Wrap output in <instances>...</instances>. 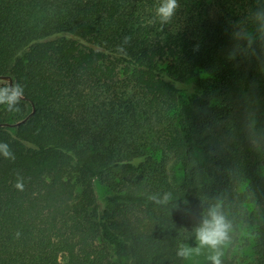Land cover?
<instances>
[{"label":"trees","instance_id":"trees-1","mask_svg":"<svg viewBox=\"0 0 264 264\" xmlns=\"http://www.w3.org/2000/svg\"><path fill=\"white\" fill-rule=\"evenodd\" d=\"M158 3L0 0V264H187L218 202L264 264V0Z\"/></svg>","mask_w":264,"mask_h":264},{"label":"clouds","instance_id":"clouds-1","mask_svg":"<svg viewBox=\"0 0 264 264\" xmlns=\"http://www.w3.org/2000/svg\"><path fill=\"white\" fill-rule=\"evenodd\" d=\"M179 7V0H159L154 10L155 17L159 19L161 24H168L176 15ZM256 15L264 17V13H257ZM24 94V87L20 83L0 79V106H5L8 112L18 113L21 111L19 105ZM0 154L5 158L15 159L14 152L7 143L0 142ZM169 198L170 196L166 194L164 200ZM194 231L197 246L189 247L180 244L177 246V256L182 259H189L193 254L200 255L202 250L207 248L210 250L207 260L211 264H222L223 248L231 243L230 234L233 231V225L224 214L221 203L218 202L207 209L201 223Z\"/></svg>","mask_w":264,"mask_h":264},{"label":"rangeland","instance_id":"rangeland-1","mask_svg":"<svg viewBox=\"0 0 264 264\" xmlns=\"http://www.w3.org/2000/svg\"><path fill=\"white\" fill-rule=\"evenodd\" d=\"M105 193L104 190H101ZM250 239V240H249ZM252 239L249 232H243L241 234V240L237 241L236 244H228L223 248L224 256L222 257V264H253L255 261V253L252 248ZM186 246L196 247L197 241L195 240V233L188 239ZM210 250L205 248L202 250L200 255L193 254L189 259H186L187 264H210L207 260ZM62 261L65 262V255L61 257Z\"/></svg>","mask_w":264,"mask_h":264},{"label":"water","instance_id":"water-1","mask_svg":"<svg viewBox=\"0 0 264 264\" xmlns=\"http://www.w3.org/2000/svg\"><path fill=\"white\" fill-rule=\"evenodd\" d=\"M0 79H5V80H9V81L14 82L13 78L10 75H0ZM23 99H25V97ZM34 111H35V108L29 115H27L24 119L16 122L14 125H20L21 123L27 121L29 119V117L34 113ZM5 125H9V124H5Z\"/></svg>","mask_w":264,"mask_h":264}]
</instances>
